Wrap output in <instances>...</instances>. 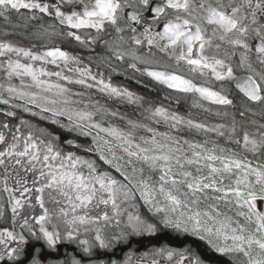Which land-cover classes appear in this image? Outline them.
Returning <instances> with one entry per match:
<instances>
[{"label": "snow or ice", "instance_id": "6c2138e0", "mask_svg": "<svg viewBox=\"0 0 264 264\" xmlns=\"http://www.w3.org/2000/svg\"><path fill=\"white\" fill-rule=\"evenodd\" d=\"M164 231L264 264V0H0V264H210Z\"/></svg>", "mask_w": 264, "mask_h": 264}, {"label": "flooded vegetation", "instance_id": "af4514ba", "mask_svg": "<svg viewBox=\"0 0 264 264\" xmlns=\"http://www.w3.org/2000/svg\"><path fill=\"white\" fill-rule=\"evenodd\" d=\"M25 43H26V41H25ZM114 79H116L119 82H123V83L127 84L128 86H130L131 88H133L136 91L141 92L142 94L146 91L142 87L136 85L134 82H130L123 77H114ZM152 98L156 99L157 97L155 96V94H152ZM188 105H189L188 102L182 101V110L187 111L189 108ZM122 110H126V108L122 109ZM162 234L165 237L164 246H172V247L179 248V247H182L186 244H192L193 247L197 248V250L204 255V252L202 251V243L201 242H194L191 238H185L183 236H178L176 233H172V232L164 231ZM152 246H154V245H152ZM131 247H132V245H131ZM150 247H148L149 250H150ZM127 251H128V246H122L121 249L119 251H117L116 258L122 259ZM134 251L136 253H141L139 250H134ZM208 258H209L208 260L211 262V264H218V261H219L218 256L212 254V256H208Z\"/></svg>", "mask_w": 264, "mask_h": 264}, {"label": "rangeland", "instance_id": "374dc122", "mask_svg": "<svg viewBox=\"0 0 264 264\" xmlns=\"http://www.w3.org/2000/svg\"><path fill=\"white\" fill-rule=\"evenodd\" d=\"M162 233H159L156 236H150V237L145 236V237L134 238L132 243L133 250H139L140 252H143V251H148L149 250L148 247L150 246H151L150 249L154 247L164 246L165 237ZM202 251L204 252V256L207 259H209L208 256H212V253L208 251V249L203 244H202Z\"/></svg>", "mask_w": 264, "mask_h": 264}, {"label": "trees", "instance_id": "16d2710c", "mask_svg": "<svg viewBox=\"0 0 264 264\" xmlns=\"http://www.w3.org/2000/svg\"><path fill=\"white\" fill-rule=\"evenodd\" d=\"M188 107H189V105H188Z\"/></svg>", "mask_w": 264, "mask_h": 264}]
</instances>
